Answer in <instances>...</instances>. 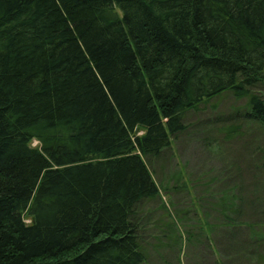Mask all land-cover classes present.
Masks as SVG:
<instances>
[{"label": "trees", "instance_id": "16d2710c", "mask_svg": "<svg viewBox=\"0 0 264 264\" xmlns=\"http://www.w3.org/2000/svg\"><path fill=\"white\" fill-rule=\"evenodd\" d=\"M263 84L264 0H0V264H144L147 161Z\"/></svg>", "mask_w": 264, "mask_h": 264}, {"label": "rangeland", "instance_id": "374dc122", "mask_svg": "<svg viewBox=\"0 0 264 264\" xmlns=\"http://www.w3.org/2000/svg\"><path fill=\"white\" fill-rule=\"evenodd\" d=\"M254 91L264 96V84ZM247 107L231 93L206 102L147 161L161 191L138 209L144 264H264V128L246 121ZM232 124L242 136H225ZM238 189L242 206L226 210L224 196Z\"/></svg>", "mask_w": 264, "mask_h": 264}]
</instances>
